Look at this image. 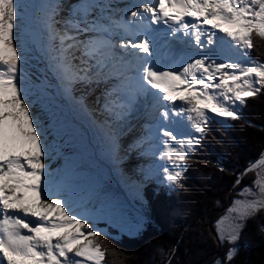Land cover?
Instances as JSON below:
<instances>
[{
	"label": "snow or ice",
	"instance_id": "obj_1",
	"mask_svg": "<svg viewBox=\"0 0 264 264\" xmlns=\"http://www.w3.org/2000/svg\"><path fill=\"white\" fill-rule=\"evenodd\" d=\"M40 7L45 51L62 92L93 118L113 155L130 119L149 102L140 97L167 102L155 130L139 143L155 142L152 154L166 162L161 168L170 185L182 187L190 154L207 134L209 113L241 119L239 109L264 94V62L250 55L254 38L264 41V0H142L119 18L112 0H77L60 19V0ZM28 8L23 0H0V264H104L107 250L90 215L77 212L63 189L57 188L56 198L51 194L45 160L51 146L25 85ZM161 26L163 42L157 37ZM101 83L96 108L87 93L74 95ZM173 117L189 123L187 138L169 126L179 123ZM257 169H264V153L241 176ZM253 183L255 190L240 193L251 199L234 200L228 210L235 215L227 234L225 218L216 222L221 243L235 244L247 221L264 212V175ZM236 252L232 247L226 253L229 264Z\"/></svg>",
	"mask_w": 264,
	"mask_h": 264
},
{
	"label": "trees",
	"instance_id": "obj_2",
	"mask_svg": "<svg viewBox=\"0 0 264 264\" xmlns=\"http://www.w3.org/2000/svg\"><path fill=\"white\" fill-rule=\"evenodd\" d=\"M254 42L250 55L264 62V41ZM240 115L229 119L228 126L217 121L206 126L207 134L187 162L182 187L146 188L137 203L146 216L137 235L101 225L105 230L98 242L107 250L104 264H229L226 253L235 245L219 241L216 222L245 188H255L258 169L241 174L264 153V94L248 100ZM262 226L264 212L247 221L230 264H264Z\"/></svg>",
	"mask_w": 264,
	"mask_h": 264
},
{
	"label": "bare ground",
	"instance_id": "obj_3",
	"mask_svg": "<svg viewBox=\"0 0 264 264\" xmlns=\"http://www.w3.org/2000/svg\"><path fill=\"white\" fill-rule=\"evenodd\" d=\"M125 1L127 0H112V3L117 6V17L122 14L124 9L129 7V2L126 3ZM23 2L29 5L25 18L26 32H32L31 36L25 37L26 32L23 35L24 50L26 53L25 63L23 65L26 77L25 85L29 89V98L32 100V111L39 118L40 123L44 127L45 139L51 146L50 157H45L47 165L51 163V165H49L51 168H47V171L51 174V177L55 171H63V173H57L59 177H52L51 194L52 196L54 195L53 198H56V190L57 188H61L63 190L60 194L68 198L66 191L68 188H71L72 191L69 197L72 200L75 210L77 212L86 211L91 217L89 222L94 225L105 223L104 220L114 219L112 207L115 205L120 206L118 196L116 194L107 193L109 188L106 187V182L108 181L109 183L108 176L110 171L107 170L108 167H106V165L108 164L109 167L111 166V170L114 171L118 168V170H120L118 174L119 177L125 172L123 170L124 167L122 165L119 166L116 162H114L115 166L110 164L109 160L111 156L113 157L114 155L110 152L109 148L104 149V155L102 157H100L99 154V156L97 155V159L88 158V161L85 160L87 155H94V151L92 152L88 144L83 140V138H87V134L80 125L74 122V119H76L77 122H79L78 120L82 122L87 120V118L80 113L78 110L79 108L71 101V98L63 94L60 81L50 67L49 56L44 47L46 43L44 38L46 33L42 23V10L40 6L49 2V0H23ZM60 2L63 7L57 19L68 16L70 8L76 4L77 0H60ZM125 12L126 10L123 14ZM217 35L220 34L218 33ZM113 39L115 38L113 37ZM77 88L79 89L81 86L77 85ZM57 92H59V96H57ZM84 93H87V97L89 98H94L98 95V91H95V89L90 86L83 87L82 92L77 91L74 95L78 97ZM47 98L50 100V103L46 102ZM89 106L93 108L90 104ZM209 114L214 116L212 113ZM86 115L88 116V114ZM140 116L141 115L138 114L136 117ZM90 118L92 117H89V122L92 124L93 118L92 120ZM149 119L152 120L150 122L152 126L148 129L155 130V126L160 122V117L156 114L149 116ZM173 121L181 122L179 125L180 129L177 128L175 132L180 135L181 138L187 136L186 132L189 131L187 121L183 119V117H173ZM175 124L176 123H173L171 125ZM85 127H87V125H85ZM127 128L126 130L128 131L130 128H136V131H138L136 123H129ZM75 131L79 133L76 139L70 136V134ZM154 143L155 142L147 144V147L151 145L153 148L152 150L147 149L150 154L157 151ZM122 146L123 142L122 145H118V151ZM118 151L116 153L117 156ZM120 153L123 156L125 155L123 152ZM155 157V160L158 161L159 171L163 172L161 165L166 162L160 161L158 155H155ZM168 166L170 167V165Z\"/></svg>",
	"mask_w": 264,
	"mask_h": 264
},
{
	"label": "rangeland",
	"instance_id": "obj_4",
	"mask_svg": "<svg viewBox=\"0 0 264 264\" xmlns=\"http://www.w3.org/2000/svg\"><path fill=\"white\" fill-rule=\"evenodd\" d=\"M31 34H32V32H30V33L26 32L25 37L31 36ZM83 87H85V86H83ZM90 87H93L95 89V91H98V95H96L94 98L93 97H90V98L87 97V101L93 108H96V107H98L96 101L101 96L105 85L103 83H101L99 85H95V84L90 85ZM58 93L59 92L56 93L57 96H59ZM88 98L90 100H88ZM71 101H73V100L71 99ZM46 102L50 103V100L47 98ZM80 113L84 117H86L88 121L84 120L81 122V120H78L80 122L79 123L76 121V119H74V122H76V124L80 125L82 127V129L85 130V132L87 134L86 135L87 138H85V139L83 138V140L88 144V146L90 147L92 152L94 151V155H87L88 157L86 156L85 160L88 161L87 160L88 158L89 159L90 158L97 159V155L99 156V154H100V157H102L104 155V149H106V148L108 149L109 147H108L105 139L102 138L103 136L102 137L100 136L101 133L99 132V130L97 129L95 124H93V122H92V124L89 122L90 116L89 115L87 116L86 113H83L81 111H80ZM209 116L212 117V119L218 120L221 124L228 126V120L229 119L222 118V117H216V116H213L211 114H209ZM90 119L92 120V118H90ZM84 124L87 125L88 128L85 127ZM188 125H189V123H188ZM189 127H190V125H189ZM135 130H136V128H135ZM126 132H128V134L130 133L128 130H126ZM143 133L146 134L147 131L146 130H143L142 132L138 131L135 136L141 135ZM191 133H192V129H190V132H188V135ZM77 134H79V133L77 131H75V132L71 133L70 136H71V138L74 137V139H76ZM188 135L183 136V138L184 137L187 138ZM130 142H131L130 138H128V141L126 144H124V142H123L124 147L122 146V148L118 151V156H117V154H115L113 157L111 156V159L109 160L110 164L113 166H115L114 162H116V163H118L119 166L122 165L124 167L123 170L125 172L121 174V177H119V175H118L120 173V170H118V168L116 171H114V170H111V166L109 167L108 164L106 165V167H108L107 170L110 171L109 176H108L109 183H108V181L106 182V187L109 188L107 190V193L116 194L118 196V200L120 201V206L115 205L114 207H112V213H113L112 215L114 216V219L104 220L106 223H99V224H108L112 228H114L117 231H119L120 233H122L123 235L132 237V236L137 235V233L140 230V227L143 226V224L145 222V218H146L140 213L141 211L136 209V206H134L135 201L140 202V200H138L137 197H139V193H140V191H142V187L135 188L134 186L136 183L141 182V177H143L142 172H144V170H145V174H147L148 170L154 169V166H153V164H151V162L154 161L156 159V157L152 153L151 154L154 157H152L151 154L149 153V155L152 158L149 156L146 157L145 155H143V152H142L143 148L135 149V151H133L131 148L129 149V145H130L129 143ZM95 143H96V145H95ZM127 144H129V145H127ZM118 145H122V143L119 142ZM148 146H150V147L145 146L144 149H146V150L147 149H150V150L153 149L151 147V145H148ZM133 147H135V146H133ZM147 151H149V150H147ZM120 152L125 153V155L124 156L121 155ZM49 165H51V163L48 164V168H51V166H49ZM158 170H160L159 167H158ZM58 172L63 173L62 170H58ZM58 172L55 171L52 174V177H54V178L59 177V175H57ZM258 172L261 175H264V169H258ZM163 179H164V176H163ZM253 190H255V188H253ZM66 193H67L68 197L71 195V192L66 191ZM246 198L251 199V197H245V196L241 197V199H246ZM234 215H235L234 213H229V211H228L222 217V218H225L223 226L226 230V234H227V230L229 229V227L232 223V217ZM91 224L94 225L93 223H91ZM241 231H240V234H241ZM239 238H240V235H239ZM238 242H239V239L234 244L235 248L237 250H238V246H237Z\"/></svg>",
	"mask_w": 264,
	"mask_h": 264
}]
</instances>
